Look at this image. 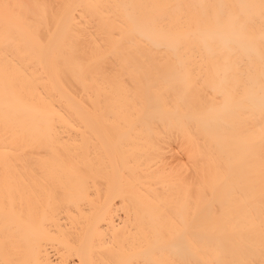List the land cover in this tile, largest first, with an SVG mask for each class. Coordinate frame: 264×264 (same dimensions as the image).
I'll return each mask as SVG.
<instances>
[{"label": "bare ground", "instance_id": "bare-ground-1", "mask_svg": "<svg viewBox=\"0 0 264 264\" xmlns=\"http://www.w3.org/2000/svg\"><path fill=\"white\" fill-rule=\"evenodd\" d=\"M0 264H264V0H0Z\"/></svg>", "mask_w": 264, "mask_h": 264}]
</instances>
